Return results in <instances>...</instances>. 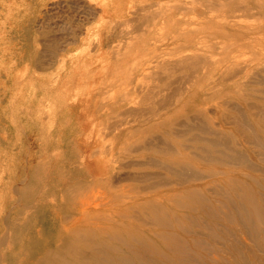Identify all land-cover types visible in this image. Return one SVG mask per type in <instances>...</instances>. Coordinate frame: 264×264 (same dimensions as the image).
<instances>
[{"label":"rangeland","instance_id":"374dc122","mask_svg":"<svg viewBox=\"0 0 264 264\" xmlns=\"http://www.w3.org/2000/svg\"><path fill=\"white\" fill-rule=\"evenodd\" d=\"M4 235L5 264H264V0H0Z\"/></svg>","mask_w":264,"mask_h":264},{"label":"bare ground","instance_id":"6f19581e","mask_svg":"<svg viewBox=\"0 0 264 264\" xmlns=\"http://www.w3.org/2000/svg\"><path fill=\"white\" fill-rule=\"evenodd\" d=\"M132 3V2H131ZM129 7V6H128ZM108 22V21H107ZM106 22V23H107ZM125 22V21H124ZM110 27V26H109ZM117 43V42H116ZM21 70V69H20ZM16 74V73H15ZM41 75H43V74H41ZM95 140V139H94ZM115 152V151H114ZM88 164H90V163H88ZM99 171H100V169H99ZM69 174V173H68ZM71 174V173H70ZM27 179H25V181H26ZM119 180V179H118ZM116 181V180H115ZM117 182V181H116ZM116 182H114V183H116ZM24 183V182H23ZM22 183V184H23ZM21 184V183H20ZM14 188H16V187H14ZM17 189V188H16ZM13 190V189H12ZM17 193V192H16ZM93 196L94 195H91V196H89V198H87L86 200H85V202L83 203V208H84V212L85 211H87L88 213H84V215H82V212H80V214H79V216H78V218H75V217H73V219H72V221L71 222H67L64 218H60V222H61V231L62 232H64V236L62 237V239H61V244H67L68 242H69V245H71V244H75V243H77L78 241H76L75 239H73V238H71V236L72 235H74V234H80V232H78V231H80L81 230V227L83 226L82 225V221H84L85 220V217L86 216H91V215H93L94 216V214H92L93 212H94V210H96V208L98 207V206H94V207H92V205H93V201H91V199L93 198ZM77 206V205H76ZM79 206V205H78ZM24 208H26V206L24 205ZM19 213V212H18ZM81 216H83L82 217V221H80L81 220ZM8 217V216H7ZM20 223H14V227L16 226V225H20V226H23V225H25V224H27V222H28V218H23V217H21L20 219ZM6 225H7V227L9 228V226L10 227H12V225L11 224H9V222H7V223H5ZM10 230V229H9ZM22 232H24V230H22V231H19V232H17V231H13V233H11V234H14V233H16L15 234V236H20L21 235V233ZM7 234V233H6ZM13 236L14 235H8V237H7V235L5 236H3L2 237V239L0 238V240H1V244H0V264H5V257L6 256H4L5 255V252H4V250L2 249L4 246H6V245H8L7 246V249H8V252L10 251L9 249H10V247L11 246H13V245H15L16 243H15V241H14V239L15 238H13ZM14 236V237H15ZM68 248H72L71 246H69ZM92 250L95 252L96 251V249L95 248H92ZM11 252V251H10ZM9 252V253H10ZM8 253V254H9ZM7 254V255H8ZM54 256H55V258H57V259H55V258H51V259H54V260H51V261H47V263H45V264H85L84 262H83V255L80 253V252H78V251H76L75 249H73L72 251L70 250V249H64L63 247L61 248H59V249H57L56 250V252L54 253ZM87 258V257H86ZM9 259V261L6 263V264H28L25 260L23 261V260H21L20 259V257L19 256H17V255H11V257L10 258H8ZM94 260H95V258H93L92 256L90 257V259H89V261H88V263L89 264H91L92 262H94Z\"/></svg>","mask_w":264,"mask_h":264}]
</instances>
